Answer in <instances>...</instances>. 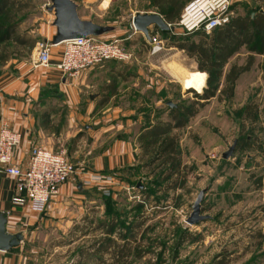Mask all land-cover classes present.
<instances>
[{
    "label": "rangeland",
    "instance_id": "rangeland-1",
    "mask_svg": "<svg viewBox=\"0 0 264 264\" xmlns=\"http://www.w3.org/2000/svg\"><path fill=\"white\" fill-rule=\"evenodd\" d=\"M13 1L22 20L19 33L38 42L46 38L52 41L50 30L56 29L51 27L54 13L48 10L51 0ZM74 1L79 4L78 12L83 20L121 26L122 31L109 38L123 40L132 56L129 63L111 61L97 66L116 72L127 69L129 83L122 85V81L114 80L111 75H102L96 79L95 86L83 90L84 102L91 101L89 94H96L94 100L104 98L106 87L110 91L113 83H119L120 95L116 100L126 107L135 103V110L143 113L146 123L136 125L133 132L137 134L145 125L170 121L171 108L175 106L195 107L197 115L188 118L184 128L172 131L187 185L184 189L164 192L160 190L161 180L152 176V167L143 169L141 165L131 172L112 175L113 182L110 180L96 191L100 199L87 207L91 211L88 221L78 224L50 220L48 224H34L16 250L22 256V264H251L256 259L254 264H264L261 256L264 249L256 250L252 241L255 232H264V55H255L253 66L231 90L225 76L233 65L248 64L250 52L243 48L225 66L216 96L202 100L196 94L204 96L206 90L214 87L208 83L209 74L199 71L196 59L172 44L176 37L198 41L201 33L185 34L178 24L164 34L158 27H152L153 42L133 27L137 13L155 12L149 0ZM260 6L257 0H234L231 18L257 11ZM154 43L161 47L156 53ZM36 46L29 51L13 44L8 50L15 52L14 58H30L37 56ZM56 49L63 50V44ZM169 63L188 75L208 74L204 92L200 94L196 89L187 88L185 82L181 84L167 67ZM81 123L90 124L94 130L100 125L90 119ZM81 128L80 133L86 137V130L82 125ZM235 141L233 155L224 159L223 155ZM81 144L82 148L88 145L86 138ZM141 144L143 164H147L149 157ZM53 151L69 156L61 148ZM69 160L74 163L75 159ZM152 178L157 181L156 185ZM205 189L202 211L211 219L191 226L186 220L200 191ZM114 219L116 226L111 238L120 246L132 247L124 260L115 258L119 251L117 245H110L106 252L96 251L99 246H109L108 242L102 245L97 242L106 238L105 232ZM136 225L141 226L139 231L133 228L135 239L132 240L130 230ZM120 234L125 235L123 240L118 239Z\"/></svg>",
    "mask_w": 264,
    "mask_h": 264
},
{
    "label": "crops",
    "instance_id": "crops-1",
    "mask_svg": "<svg viewBox=\"0 0 264 264\" xmlns=\"http://www.w3.org/2000/svg\"><path fill=\"white\" fill-rule=\"evenodd\" d=\"M55 33L56 30H50V36L54 37ZM101 38L113 39L109 35ZM60 46L52 49V66L49 68L35 69L36 56L13 58L0 68V125L7 122L21 136L20 145L14 151V163L25 168L35 146L52 151L61 148L67 151L68 158L75 159V175L61 187L43 214L33 212L27 206L14 205L13 199L18 194L17 179L0 173V212L8 219L7 231L22 233L24 238L36 223L48 224L50 220H56L79 224L88 221L91 211L88 212L87 207L99 198L96 191L110 183L112 175L131 172L144 163L138 140L143 129L138 134L133 130L136 125L146 122L143 113L135 110V103L126 107L116 100L120 95L119 83L112 84L111 89L116 87L114 91H109L107 86L104 98L94 100L96 94H89L91 101H83V90L95 86L96 79L102 75H111L114 80L122 81V85L129 83L127 69L116 72L115 69L97 67L79 78L66 77L56 68L62 52L56 48ZM167 67L172 74H186L177 65L169 63ZM89 119L100 124L97 129L81 123ZM81 125L86 130V137L80 133ZM85 138L88 145L82 148ZM20 245L9 252L0 251V264H22V256L16 251Z\"/></svg>",
    "mask_w": 264,
    "mask_h": 264
},
{
    "label": "trees",
    "instance_id": "trees-1",
    "mask_svg": "<svg viewBox=\"0 0 264 264\" xmlns=\"http://www.w3.org/2000/svg\"><path fill=\"white\" fill-rule=\"evenodd\" d=\"M149 1L155 11L154 13L162 16L168 24L175 26L179 22L185 5L192 0ZM257 1L261 4L259 10L233 17L225 26L218 27L209 34L196 32L201 33L198 41H192L190 37L182 39L176 37L172 43L173 47L185 51L189 57L196 59L199 71L209 74L208 83L214 87L206 90L204 96L196 94L202 100H210L216 96L225 66L243 48L250 52L248 64L246 66L233 65L225 76L227 83L231 85V90L240 76L253 66L255 55H264V13L261 12L264 10V0ZM15 7L13 0H0V68L15 56V52L8 50L11 45L26 47L29 51H32L38 42L37 39H31L26 34L21 35L19 33L22 20L20 19L19 11ZM158 31L164 34L172 31V29L162 31L158 28ZM114 90H116V87H114ZM171 110L170 121L145 125L138 137L139 143L143 142L141 147L144 154L149 157V162L143 164L142 168L144 169L145 166L152 167V176L157 177L156 180H161L159 186L160 190L164 192L184 189L187 185V177L181 170V158L178 153L176 136L172 134V131L184 128L187 119L197 115L194 106L183 108L175 106ZM156 180L152 178L153 185H156ZM141 192L147 194L145 188H141ZM106 199L104 198L105 201ZM115 221L114 219L112 225L107 228L105 232L106 238L97 242V244L101 243V245L104 242H108L109 246H102V248L99 246L96 251H98L97 253L106 252L109 251L110 245H115V247L117 245L119 251L115 253V258H123L122 260H124L129 257L132 247H129V244L120 246L117 240L115 241L111 238L115 232ZM140 226L136 225L131 228V235H129L132 240L135 239V234L132 232L133 228L135 231H139L138 228ZM84 235H87L86 232ZM124 238L125 235L123 234L118 236L120 240ZM252 241L256 250L261 251L264 249V232L262 230L255 232ZM261 256L264 257V251ZM254 261L251 264H254Z\"/></svg>",
    "mask_w": 264,
    "mask_h": 264
},
{
    "label": "built area",
    "instance_id": "built-area-1",
    "mask_svg": "<svg viewBox=\"0 0 264 264\" xmlns=\"http://www.w3.org/2000/svg\"><path fill=\"white\" fill-rule=\"evenodd\" d=\"M233 1L192 0L185 6L178 26L185 34H209L230 22ZM149 40L153 41L152 38ZM50 42L45 40L37 43L35 69L52 66V49L55 46ZM62 44L63 50L56 68L72 79L79 78L84 72L105 62L129 63L132 59L123 40L118 38L105 40L101 37H88ZM156 44L153 47L154 53L161 50L159 44ZM20 142V133L10 124L4 122L0 125V173L17 179L18 194L13 199L14 205L27 206L33 212L43 214L61 187L75 175L76 167L66 153H56L42 146L32 148L25 168L17 165L13 158Z\"/></svg>",
    "mask_w": 264,
    "mask_h": 264
},
{
    "label": "water",
    "instance_id": "water-1",
    "mask_svg": "<svg viewBox=\"0 0 264 264\" xmlns=\"http://www.w3.org/2000/svg\"><path fill=\"white\" fill-rule=\"evenodd\" d=\"M79 4L74 0H51L48 10L54 13L55 20L53 27L56 33L50 42L53 46H59L74 39H82L88 37H102L110 35L114 32L121 31V26H103L91 20H83L79 16ZM264 13V10L261 11ZM158 27L162 31L171 30V26L157 13H137L133 18V27L136 31L144 34L151 39L150 28ZM170 106H174L169 102ZM237 141L230 147L229 151L223 155L224 159H229L235 151ZM207 189L201 190L197 197L193 210L186 222L191 225H198L206 220L211 219L209 215H205L203 209V199ZM8 219L6 215L0 212V251L9 252L13 248L19 246L24 240L22 233L11 234L7 231Z\"/></svg>",
    "mask_w": 264,
    "mask_h": 264
},
{
    "label": "bare ground",
    "instance_id": "bare-ground-1",
    "mask_svg": "<svg viewBox=\"0 0 264 264\" xmlns=\"http://www.w3.org/2000/svg\"><path fill=\"white\" fill-rule=\"evenodd\" d=\"M37 55V52H36ZM173 75L177 80H180L181 82H185L187 88L190 89H196L198 90V93L202 94L204 92V89L207 86V79L208 74H201V73H189L188 74H181V73H175L173 72Z\"/></svg>",
    "mask_w": 264,
    "mask_h": 264
}]
</instances>
